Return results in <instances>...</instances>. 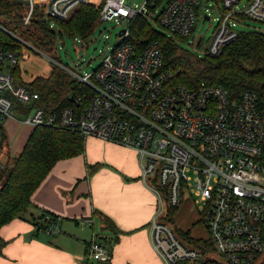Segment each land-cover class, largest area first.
<instances>
[{
	"label": "built area",
	"instance_id": "obj_1",
	"mask_svg": "<svg viewBox=\"0 0 264 264\" xmlns=\"http://www.w3.org/2000/svg\"><path fill=\"white\" fill-rule=\"evenodd\" d=\"M16 1L26 5L25 25L39 7H45L40 11L44 19L62 20L79 4L91 2ZM125 1L104 0L99 22L154 17L175 40L192 33L201 7V0H162L150 10L157 0H150V6L148 0L134 6ZM219 3L216 29L205 52L210 55L237 37L240 30L236 27L245 18L264 23V0ZM202 7L210 19L215 2L206 1ZM48 26L52 28L51 23ZM0 28L22 48H30L14 32L1 24ZM123 29L119 41L89 73L79 74L51 59L86 87L71 96L74 106L58 111H47L37 91L15 84L9 67L27 54L0 47V168L5 165L2 129L7 119L32 129L42 125L67 128L82 138L132 148L138 153L140 179L156 196L149 241L163 264H264V97L252 89L235 93L219 85L190 88L174 83L172 73L163 66L161 44L151 40L134 46L127 41L128 26ZM185 190L206 219L208 237L201 247L181 239L164 220L165 209L177 207ZM83 222L91 225L93 219ZM102 238L93 234L87 245L88 257L97 263H106L111 256Z\"/></svg>",
	"mask_w": 264,
	"mask_h": 264
},
{
	"label": "crops",
	"instance_id": "obj_2",
	"mask_svg": "<svg viewBox=\"0 0 264 264\" xmlns=\"http://www.w3.org/2000/svg\"><path fill=\"white\" fill-rule=\"evenodd\" d=\"M4 123L6 161L21 152L32 128L13 119ZM84 143L82 154L53 165L31 194L24 217L0 227L6 241L0 264H90L87 245L93 234L111 242L109 261L96 264H163L149 241L148 224L157 204L140 179L138 153L95 137L84 138ZM94 165L88 174V166ZM43 213L53 216L49 232L31 222ZM87 218L93 224L83 222Z\"/></svg>",
	"mask_w": 264,
	"mask_h": 264
},
{
	"label": "trees",
	"instance_id": "obj_3",
	"mask_svg": "<svg viewBox=\"0 0 264 264\" xmlns=\"http://www.w3.org/2000/svg\"><path fill=\"white\" fill-rule=\"evenodd\" d=\"M90 1L97 3L98 0ZM103 2L104 0H101L97 6L81 3L70 17L62 20L44 19L40 10L30 23L44 32L53 34L47 23L54 20L59 26L60 33H67L73 38L79 37L83 40L88 38L95 26L100 23L98 17ZM160 2L162 0H157L150 6L148 0L147 4L150 6L149 9L153 10ZM25 11L24 2L0 0L2 16L22 22ZM128 28L127 41L134 46L142 47L151 40H157L161 44L163 66L172 73L174 83H181L190 88H197L201 84L219 85L235 93L252 89L264 97V32L240 30L237 37L223 45L217 54L205 53L203 56H196L179 51L175 39L157 31L146 16L137 15L130 19ZM30 35L36 37L34 32H30ZM37 39L41 40L40 37ZM0 47L22 51L21 44L1 28ZM12 74L14 78L17 77V65L12 68ZM28 88L39 93L47 111H58L67 106H74L71 96L75 97L86 91L84 85L55 65L48 76L35 77L28 84ZM84 149V138L71 129L52 125L33 128L21 152L16 156H9L4 167L0 168V227L14 218L24 217V213L31 205V194L58 160L82 154ZM94 167L95 165L88 166V174H91ZM175 208H168L169 213ZM103 220L107 226L113 228L107 217L104 216ZM31 222L37 230L45 231L52 224L53 216L43 213L31 219ZM175 231L189 244L201 247L206 243V239L194 238L189 231L178 228H175ZM102 239L111 249L110 239L105 237ZM5 244L6 241L0 237V254ZM201 264H205V261Z\"/></svg>",
	"mask_w": 264,
	"mask_h": 264
},
{
	"label": "rangeland",
	"instance_id": "obj_4",
	"mask_svg": "<svg viewBox=\"0 0 264 264\" xmlns=\"http://www.w3.org/2000/svg\"><path fill=\"white\" fill-rule=\"evenodd\" d=\"M206 1L210 3L215 2V8L209 10L208 15L210 16L211 14V17L208 20L204 19L202 7ZM125 2L129 6H134L141 5L144 0H126ZM99 3L90 2V4L95 6ZM219 6V0H201V7L196 15L192 33L185 38H178L174 41L179 51L196 56H203L205 54L216 29ZM42 9H45V7L37 8L36 13ZM34 17H36V14ZM153 18L150 19L152 27L157 31L165 33ZM49 23L52 24L53 34L44 32L38 27H34L31 23L25 25L20 21H14L9 17L0 15L1 25L11 29L21 39L30 44L29 49L22 48V51L27 55L19 58L16 64L17 77L14 78L15 84L19 83L28 87V84L35 77L48 76L55 65L51 59L68 66L79 74L91 72L99 64L102 54L119 41V30L128 26L127 20H120L119 22L103 21L95 26L92 34L88 38L82 40L79 37L73 38L67 33H60L59 26L54 20H50L47 24ZM236 28L238 30H257L264 32V23L245 18L244 23L238 24ZM30 32H34L36 37L30 35ZM39 37L41 38L40 41L37 39ZM199 37H201V43L197 46L196 41ZM178 54L182 53L178 52ZM14 66L9 67L11 72ZM164 220L174 229L178 228L182 231H189L190 235L194 238L205 239L208 237L206 219L193 203L187 190L183 192L179 205L171 213H169L167 208L165 209ZM89 263L96 264V261L90 258Z\"/></svg>",
	"mask_w": 264,
	"mask_h": 264
},
{
	"label": "water",
	"instance_id": "obj_5",
	"mask_svg": "<svg viewBox=\"0 0 264 264\" xmlns=\"http://www.w3.org/2000/svg\"><path fill=\"white\" fill-rule=\"evenodd\" d=\"M209 7L211 8V5H209ZM204 19L208 20V16H204ZM124 32V29H120L119 32H118V35H121L122 33ZM198 45V43H197ZM71 101H73V98L71 97Z\"/></svg>",
	"mask_w": 264,
	"mask_h": 264
}]
</instances>
